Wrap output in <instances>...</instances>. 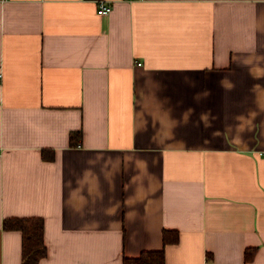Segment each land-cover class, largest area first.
Here are the masks:
<instances>
[{"label":"crops","instance_id":"crops-1","mask_svg":"<svg viewBox=\"0 0 264 264\" xmlns=\"http://www.w3.org/2000/svg\"><path fill=\"white\" fill-rule=\"evenodd\" d=\"M0 153V264H264V0H0Z\"/></svg>","mask_w":264,"mask_h":264},{"label":"trees","instance_id":"trees-1","mask_svg":"<svg viewBox=\"0 0 264 264\" xmlns=\"http://www.w3.org/2000/svg\"><path fill=\"white\" fill-rule=\"evenodd\" d=\"M79 134L72 136L77 139ZM5 229L20 230L23 234V256L21 264H39L47 256L44 239V220L42 218H14L5 221ZM180 234L177 230H165L163 234L164 248L161 250L144 251L138 257H124L123 264H166L165 247L178 243ZM256 248L245 251L247 262L253 260Z\"/></svg>","mask_w":264,"mask_h":264},{"label":"built area","instance_id":"built-area-1","mask_svg":"<svg viewBox=\"0 0 264 264\" xmlns=\"http://www.w3.org/2000/svg\"><path fill=\"white\" fill-rule=\"evenodd\" d=\"M97 7H98L97 9L98 13L103 16L109 15L112 11V5L105 1H100Z\"/></svg>","mask_w":264,"mask_h":264}]
</instances>
